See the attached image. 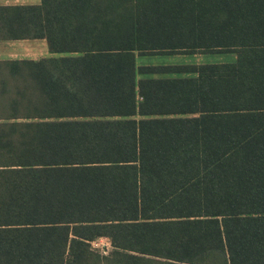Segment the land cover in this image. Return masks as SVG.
<instances>
[{"label":"trees","instance_id":"1","mask_svg":"<svg viewBox=\"0 0 264 264\" xmlns=\"http://www.w3.org/2000/svg\"><path fill=\"white\" fill-rule=\"evenodd\" d=\"M24 38L65 55L0 60V264H264V0L0 5Z\"/></svg>","mask_w":264,"mask_h":264},{"label":"rangeland","instance_id":"2","mask_svg":"<svg viewBox=\"0 0 264 264\" xmlns=\"http://www.w3.org/2000/svg\"><path fill=\"white\" fill-rule=\"evenodd\" d=\"M9 3H14L9 0ZM22 3H35L38 0H19ZM31 43V42H30ZM47 55V54H46ZM54 56H63L64 53H53ZM233 53H175V54H153L136 55L134 63L138 65H180V64H208V63H229L234 60ZM91 246L101 253H106L109 249L107 242L100 238L92 241Z\"/></svg>","mask_w":264,"mask_h":264},{"label":"crops","instance_id":"3","mask_svg":"<svg viewBox=\"0 0 264 264\" xmlns=\"http://www.w3.org/2000/svg\"><path fill=\"white\" fill-rule=\"evenodd\" d=\"M9 0H0V5H34L35 3H22L19 0H13L14 3H9ZM31 42V43H30ZM47 54V55H46ZM52 56L48 51L46 42L43 38L34 39H0V60L4 59H38L41 57ZM108 241L105 238H100Z\"/></svg>","mask_w":264,"mask_h":264}]
</instances>
